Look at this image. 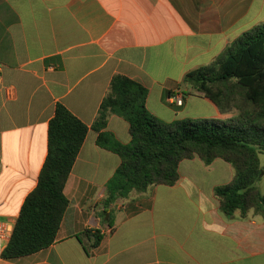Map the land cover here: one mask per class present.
I'll return each mask as SVG.
<instances>
[{
  "label": "crops",
  "instance_id": "0c3cea01",
  "mask_svg": "<svg viewBox=\"0 0 264 264\" xmlns=\"http://www.w3.org/2000/svg\"><path fill=\"white\" fill-rule=\"evenodd\" d=\"M263 12L264 0L258 8L257 0H0L1 221L15 226L38 185L57 104L90 128L65 187L70 204L57 241L0 264H264V217L221 211L215 190L235 175L222 159L182 161L174 186L118 200L103 222L121 158L97 146L93 129L116 74L142 83L147 109L164 122L238 116L184 79L258 25ZM180 96L182 106L170 102ZM106 131L131 141L117 115ZM260 161L264 167V154ZM259 188L264 194V175ZM87 231L103 237L90 253Z\"/></svg>",
  "mask_w": 264,
  "mask_h": 264
},
{
  "label": "trees",
  "instance_id": "16d2710c",
  "mask_svg": "<svg viewBox=\"0 0 264 264\" xmlns=\"http://www.w3.org/2000/svg\"><path fill=\"white\" fill-rule=\"evenodd\" d=\"M195 91L210 99L222 113L237 111L226 120L203 119L164 122L147 109L149 90L125 75L113 76L93 129L97 146L121 158V165L107 184L100 214L132 193L155 186H174L182 161L199 157L210 165L216 159L230 163L235 171L231 184L217 187L221 211L233 216L254 210L264 217V194L259 182L264 175V24L254 26L236 39L213 63L188 73L184 79ZM112 115L129 124L131 141L123 144L107 132ZM90 128L57 104L48 128V155L38 185L26 198L3 259L14 261L50 248L56 241L69 208L65 187ZM88 249L99 246V231Z\"/></svg>",
  "mask_w": 264,
  "mask_h": 264
},
{
  "label": "built area",
  "instance_id": "2783aa9c",
  "mask_svg": "<svg viewBox=\"0 0 264 264\" xmlns=\"http://www.w3.org/2000/svg\"><path fill=\"white\" fill-rule=\"evenodd\" d=\"M170 102L172 104L182 106L183 97H172L170 99ZM13 230L14 225L12 222L0 220V260L3 259V254L11 240Z\"/></svg>",
  "mask_w": 264,
  "mask_h": 264
},
{
  "label": "rangeland",
  "instance_id": "374dc122",
  "mask_svg": "<svg viewBox=\"0 0 264 264\" xmlns=\"http://www.w3.org/2000/svg\"><path fill=\"white\" fill-rule=\"evenodd\" d=\"M263 0H257V8H258V5L261 3L262 4ZM251 19V18H250ZM251 22V21H250ZM256 22H259V24H264V12L263 14L257 18V21Z\"/></svg>",
  "mask_w": 264,
  "mask_h": 264
}]
</instances>
